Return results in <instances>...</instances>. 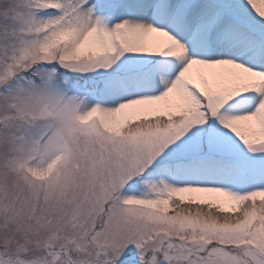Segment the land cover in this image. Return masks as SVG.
<instances>
[{"label":"snow or ice","instance_id":"6c2138e0","mask_svg":"<svg viewBox=\"0 0 264 264\" xmlns=\"http://www.w3.org/2000/svg\"><path fill=\"white\" fill-rule=\"evenodd\" d=\"M0 264H264V0H0Z\"/></svg>","mask_w":264,"mask_h":264}]
</instances>
